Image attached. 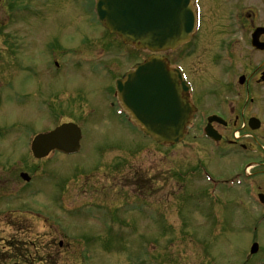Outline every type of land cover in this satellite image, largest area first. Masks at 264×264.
Here are the masks:
<instances>
[{"label": "rangeland", "instance_id": "rangeland-1", "mask_svg": "<svg viewBox=\"0 0 264 264\" xmlns=\"http://www.w3.org/2000/svg\"><path fill=\"white\" fill-rule=\"evenodd\" d=\"M8 2L10 8L27 5L28 14L35 7L44 16L24 19L14 13L7 19ZM41 2L0 0V264H264V210L236 183L253 170L246 168L249 159L259 160L254 176L264 175V142L256 135L252 154L243 156L235 146L220 156L222 149L195 138L200 130H189L180 144L165 148L122 125L123 116L111 106L112 78L148 52L121 44L112 34L105 37L85 13L67 24L66 4L78 14L81 0H56L48 12L39 8ZM51 13L56 23L41 22ZM212 13L203 12L206 34L212 32ZM6 26L11 28L4 31ZM46 29L50 34L45 36ZM55 33L61 65H50L46 72L45 48ZM104 40L110 47L102 49L101 62L121 66L106 74L91 68L98 66ZM206 41L201 55L215 58V45L208 47ZM244 45L239 39L232 46L241 54ZM120 50L128 55L119 58ZM180 52L178 47L163 56L168 61ZM78 56L96 60L71 62ZM195 57L185 60L192 71L194 102L206 109L220 98L222 86L201 82ZM60 122L84 126V154L35 160L29 150L31 131L45 132ZM238 141L250 139L240 136ZM200 167L213 185L208 186ZM19 172L28 173L30 182L21 180ZM253 241L259 251L251 256Z\"/></svg>", "mask_w": 264, "mask_h": 264}, {"label": "flooded vegetation", "instance_id": "flooded-vegetation-1", "mask_svg": "<svg viewBox=\"0 0 264 264\" xmlns=\"http://www.w3.org/2000/svg\"><path fill=\"white\" fill-rule=\"evenodd\" d=\"M42 1L39 8L45 6V12H48L49 6H55L56 0ZM88 1L90 0H85L87 12L82 7L79 8L80 13L74 14L70 10L72 6L70 3H67L65 8L63 7V15L70 17L67 24H75L73 20H82L81 18L82 16L84 17L85 13L87 20L89 19V23L94 26L91 19L94 20L95 25L104 32L103 35L106 37L107 32L89 14L92 10L88 8ZM192 3L194 5V12H197L198 19L196 32L191 40L181 47V52L178 56L168 59L167 62L171 66H180L184 72L186 79L191 85V90L187 93V97L194 106L196 104L194 102L195 89L192 82L193 76L185 57L196 54L197 65L203 73L201 82L213 81L214 85L220 83L222 88L220 89V98L215 99L210 106H206L208 108L200 109L197 106L195 107V115L190 121L189 128L200 130L208 124V119L211 116H216L218 118H213L210 126L221 135V139L216 142L208 139L206 141L203 138H198L197 140H202L217 151L218 149H222V151L228 152L230 148L238 146L243 150V156H246L249 152L252 154L254 149L252 142L256 141V135L259 141L264 142V13H262L264 12V0H192ZM11 4L13 5V3L8 2V9L6 10L7 19L14 17V13H18L17 16L19 15L18 17L24 19L32 15L41 17V19L44 16L40 11L37 13L31 12L30 14L32 15L28 14L26 12L27 5L19 4V7L13 6V8H10L12 7ZM203 12H213L209 20V22H212L211 34H206V32H202L201 30ZM48 15L49 18H45L41 22L50 20L51 23H56L55 19L52 20L56 16V13ZM10 28L11 26L4 27V31ZM55 29H58L57 24ZM45 32V36L50 34L49 29H46ZM5 37L7 38V44L13 46L10 36L7 35ZM238 38L240 40L243 39L244 46L246 47L241 54L237 51L236 47L233 48L232 46L233 43L238 42ZM207 39L209 40L208 47L211 46V43L215 45L217 50L215 58H207L201 55L202 47L207 43ZM105 42L106 40L101 42L100 52H98V66L92 65V68L105 71L106 73L114 70V68L121 69L118 63L110 62V64H107L101 62V55L105 54L101 53L104 52L102 49L110 47ZM57 43L59 44V38L56 35V39H51L48 47L45 48V56L42 63L46 72H48L50 65L54 67L61 65L58 61L60 56ZM25 45H23L24 48ZM94 59L96 60V58ZM211 63L216 64V68L210 70L209 65ZM121 74L122 71L119 75ZM3 131L5 134L6 130L3 129ZM224 132H228L229 136L224 135ZM240 136L250 139V142H239ZM224 146L228 149L224 150ZM83 150H85L84 144ZM262 152L264 151L262 150ZM258 161L249 159L247 162V167H251L250 170H253L246 174L243 185L245 196L247 199L253 201L258 199L260 194H262L264 200V175H258V180L253 173L259 164H257ZM260 163L262 162L260 161ZM258 202L261 204L259 207L264 209V201L262 203L258 200Z\"/></svg>", "mask_w": 264, "mask_h": 264}, {"label": "water", "instance_id": "water-1", "mask_svg": "<svg viewBox=\"0 0 264 264\" xmlns=\"http://www.w3.org/2000/svg\"><path fill=\"white\" fill-rule=\"evenodd\" d=\"M188 7V0H96L98 19L106 29L125 43L152 51L175 48L188 39L193 13L175 12ZM178 80L161 57L151 56L117 83L119 98L132 119L158 144H176L184 136L192 108L183 100L185 87ZM76 140L74 127L66 124L36 136L32 151L36 157L52 148L70 152ZM256 250L253 244L251 253Z\"/></svg>", "mask_w": 264, "mask_h": 264}]
</instances>
